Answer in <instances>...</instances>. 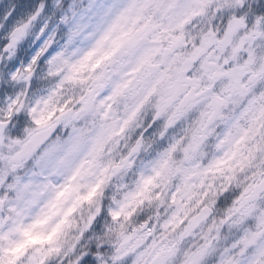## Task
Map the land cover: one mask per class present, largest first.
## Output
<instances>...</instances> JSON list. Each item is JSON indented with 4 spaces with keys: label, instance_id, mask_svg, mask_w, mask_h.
<instances>
[{
    "label": "clouds",
    "instance_id": "9594fccd",
    "mask_svg": "<svg viewBox=\"0 0 264 264\" xmlns=\"http://www.w3.org/2000/svg\"><path fill=\"white\" fill-rule=\"evenodd\" d=\"M0 264H264V0H0Z\"/></svg>",
    "mask_w": 264,
    "mask_h": 264
}]
</instances>
